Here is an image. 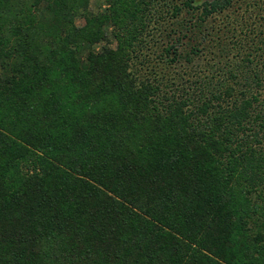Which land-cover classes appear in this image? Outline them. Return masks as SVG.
Instances as JSON below:
<instances>
[{"label":"trees","instance_id":"obj_1","mask_svg":"<svg viewBox=\"0 0 264 264\" xmlns=\"http://www.w3.org/2000/svg\"><path fill=\"white\" fill-rule=\"evenodd\" d=\"M88 1L0 0V264H264V0H104L77 27ZM232 8L256 20L215 40V84L156 71ZM183 13L140 79L148 24Z\"/></svg>","mask_w":264,"mask_h":264},{"label":"rangeland","instance_id":"obj_2","mask_svg":"<svg viewBox=\"0 0 264 264\" xmlns=\"http://www.w3.org/2000/svg\"><path fill=\"white\" fill-rule=\"evenodd\" d=\"M107 5L104 0H89L87 6L80 8L77 13L74 14L73 22L79 27L85 24L87 18L96 17L99 14H103ZM239 9L232 8L222 15H216L210 18L204 25H201V29L196 30L194 33H187L185 37H181L180 43L183 44L181 50V56H187L190 49L199 50L198 58L187 65L184 61V57L181 60V64L174 68V70L162 69L163 66H159L156 71H159L160 75L165 78L174 80V76L177 78L176 83L180 85L188 86L190 82L200 79L207 81L213 78L212 83L215 84L218 77L212 76L213 66L216 64L217 58L212 46L217 42L232 43L234 40L242 39L244 36L243 29L247 28V25L253 23V16L251 10L238 11ZM163 12V11H162ZM190 17L187 13H183L179 20H173L169 22L167 17L161 16L159 21L150 22L143 33L142 41L137 43L134 47L133 55L131 58L132 70L139 73L140 79H144L150 71V67L154 63L160 62L161 59L165 60V57L161 52L165 46V33L170 32L174 34L173 30L184 31L191 24ZM262 18V17H261ZM183 21L180 22V20ZM262 20V19H260ZM194 22V21H193ZM108 25V24H107ZM105 25L108 35L107 41L96 44L93 47L99 49L101 46H109L110 48L116 47V41L111 35L112 26ZM248 32V31H247ZM241 33V34H240ZM173 36V35H172ZM177 40V37H170V39ZM232 40V41H231ZM210 49L212 51H210ZM201 52V53H200ZM231 57V55H229ZM167 60V59H166ZM148 62V63H146ZM148 68V69H147ZM212 70V71H211ZM146 78V77H145ZM211 84V81L209 82Z\"/></svg>","mask_w":264,"mask_h":264}]
</instances>
